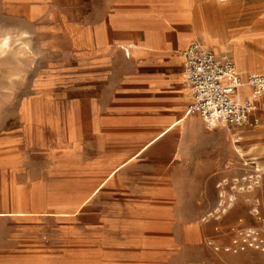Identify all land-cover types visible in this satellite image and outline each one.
I'll return each instance as SVG.
<instances>
[{"label": "rangeland", "instance_id": "1", "mask_svg": "<svg viewBox=\"0 0 264 264\" xmlns=\"http://www.w3.org/2000/svg\"><path fill=\"white\" fill-rule=\"evenodd\" d=\"M51 2L47 8L41 0H0V42L7 38L5 45L0 44V264H186L200 258L203 244L215 252L250 251L258 264H264V151L257 160L263 171L256 184L254 177H247L253 169L243 167L236 155L229 166L232 173L223 177L226 182L219 190L207 185L197 192H171L174 198L155 201L168 205L175 215L170 231L175 240L186 237L185 230L213 233L199 246L188 242L166 252L139 249L140 225L132 222L138 213L132 200L106 209L93 198L86 207H78L90 185L66 173L62 167L67 156L53 143L54 135L64 136L62 126L69 114L83 116L82 110L69 111L73 97L67 94L65 77L59 75L68 68L62 55L66 41L51 31L67 24L73 3ZM232 3L242 7L254 1L194 2L197 14L187 21L191 37L185 47L204 41L210 43L207 49L227 55L241 74L264 73V16L229 15ZM240 62L246 66L244 71ZM259 127L221 129L233 140L247 139ZM243 143L236 144L241 151ZM252 148L250 157L258 156ZM238 187L244 190L238 192ZM215 206L222 211L212 212ZM99 207L101 215L92 214ZM17 211L25 214H6ZM208 213L213 216L202 221ZM243 240L253 245L239 250Z\"/></svg>", "mask_w": 264, "mask_h": 264}, {"label": "crops", "instance_id": "2", "mask_svg": "<svg viewBox=\"0 0 264 264\" xmlns=\"http://www.w3.org/2000/svg\"><path fill=\"white\" fill-rule=\"evenodd\" d=\"M51 1L41 4L51 8ZM196 1L72 0L67 24L51 29L66 41L62 55L68 68L59 75L65 77L67 94L73 97L69 111L83 112L82 118L69 114L62 126L64 136H53L54 145L67 156L62 168L90 185L78 207H86L93 198L106 209L124 200L136 202L138 213L132 222L140 225L139 249L166 252L188 242L199 246L214 237L209 231L184 229L186 237L175 240L170 231L176 217L168 205H156V200L207 185L218 189L226 182L223 177L232 173L229 166L236 155L243 167L253 169L247 177H254V184L263 171L257 162L264 151L263 109L256 111L260 127L247 139L233 140L223 127L206 128L198 114L186 112L192 95L184 81L181 52L191 37L186 24L197 14L192 7ZM253 1L242 7L232 3L227 14L264 16V0ZM241 140L244 151L236 145ZM250 146L258 156L250 157ZM218 211L222 210L216 206L212 210ZM92 214L100 216V207ZM203 246L200 258L186 264H258L250 251L232 254Z\"/></svg>", "mask_w": 264, "mask_h": 264}, {"label": "built area", "instance_id": "3", "mask_svg": "<svg viewBox=\"0 0 264 264\" xmlns=\"http://www.w3.org/2000/svg\"><path fill=\"white\" fill-rule=\"evenodd\" d=\"M181 57L184 81L192 95L187 113L198 114L209 129L218 126L255 128L259 124L256 111L259 107L264 110V73L242 75L230 59L215 54L197 41L190 42ZM210 216L213 214L208 213L202 221ZM232 243L235 245L236 241ZM242 244L239 250L250 246L246 240ZM230 250L224 248L226 252Z\"/></svg>", "mask_w": 264, "mask_h": 264}, {"label": "bare ground", "instance_id": "4", "mask_svg": "<svg viewBox=\"0 0 264 264\" xmlns=\"http://www.w3.org/2000/svg\"><path fill=\"white\" fill-rule=\"evenodd\" d=\"M223 26H224V25H223ZM209 38H210V37H209ZM214 39H215V38H214ZM211 40H212V38H211ZM6 43H7V38H6V37L2 38L0 44H1V45H5ZM202 44H203L202 46L206 47V45H205L204 43H202ZM233 44H234V43H233ZM219 48H220V47H219ZM215 52H216V51H215ZM239 66H240V68L242 69V71H244L245 68H246V66H245L244 63H242V62H240V65H239ZM244 74H246V73H244ZM244 74H243V75H244ZM237 148H238V147H237ZM241 154H242V153H241ZM239 155H240V154H239ZM245 164H246V163H245ZM257 168H258V167H257ZM254 169H255V167H254ZM248 236H249V235H248ZM252 239H253L254 241L256 240V238H252ZM251 245H253V244H250V246H251ZM255 247L257 248V247H259V246H255ZM261 250L264 251V248H261Z\"/></svg>", "mask_w": 264, "mask_h": 264}]
</instances>
